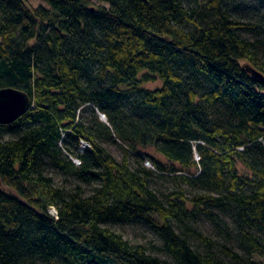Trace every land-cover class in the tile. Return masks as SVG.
<instances>
[{"label": "trees", "instance_id": "1", "mask_svg": "<svg viewBox=\"0 0 264 264\" xmlns=\"http://www.w3.org/2000/svg\"><path fill=\"white\" fill-rule=\"evenodd\" d=\"M4 87L32 107L0 124V264L264 257V0H0Z\"/></svg>", "mask_w": 264, "mask_h": 264}, {"label": "rangeland", "instance_id": "2", "mask_svg": "<svg viewBox=\"0 0 264 264\" xmlns=\"http://www.w3.org/2000/svg\"><path fill=\"white\" fill-rule=\"evenodd\" d=\"M251 1V0H248ZM253 3V2H251ZM252 12V13H250ZM254 9L251 10H245V12L243 14L240 15H244L245 17L248 16V18H252L254 17ZM244 36L246 37H250V38H257L259 39L261 36H257L254 32L249 31V33H244ZM161 83L160 81H155L154 83H148V87L150 88H155L156 86H160ZM105 145L107 146L108 150L111 151V153L116 156V158L118 160H121L123 157V150L120 148V146L118 144H112V143H105ZM153 152V151H152ZM155 155L160 156L159 154H156L155 152H153ZM242 169L244 168L243 165L241 166ZM244 172V169H243ZM57 179L62 183L64 180V177L60 176L59 174H57ZM162 182L159 183L158 187H160L162 190H168L170 188H176V183L173 179L171 178H167V179H161ZM64 182L67 184V182L64 180ZM69 184V183H68ZM0 187L6 189L7 191L10 190V188L6 187L2 181L0 180ZM200 229L203 232H206L207 234H209L210 236H212L214 239L218 238L221 239V241L225 242L223 237H221V235H219L218 231H216V229L214 228V225L211 221L207 220L205 217L202 218L199 222ZM115 229L119 232H121L128 240H131L133 243H143L144 245H147L150 249H152L154 251V246H159L160 241L159 238L157 237L156 234H154L147 226H145L144 224H130L129 225H116L114 226ZM234 247L236 248V250L239 249L238 245L236 242H233ZM162 258L166 259L167 264H171L172 260L170 259V257H168V255H165L164 253L161 254ZM251 260H253L254 262H250V264H264V257L262 256H258V255H254Z\"/></svg>", "mask_w": 264, "mask_h": 264}, {"label": "water", "instance_id": "3", "mask_svg": "<svg viewBox=\"0 0 264 264\" xmlns=\"http://www.w3.org/2000/svg\"><path fill=\"white\" fill-rule=\"evenodd\" d=\"M31 107L32 100L27 91L16 87H4L0 90V124L14 123Z\"/></svg>", "mask_w": 264, "mask_h": 264}]
</instances>
